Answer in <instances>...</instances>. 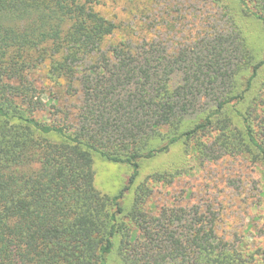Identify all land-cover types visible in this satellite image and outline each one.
Returning a JSON list of instances; mask_svg holds the SVG:
<instances>
[{
    "label": "trees",
    "instance_id": "1",
    "mask_svg": "<svg viewBox=\"0 0 264 264\" xmlns=\"http://www.w3.org/2000/svg\"><path fill=\"white\" fill-rule=\"evenodd\" d=\"M202 3L223 24L171 52L112 41L118 26L81 0H0V264H264L189 193L152 210L153 184L181 172L137 183L142 161L179 145L195 169L243 157L264 174V49L228 12L264 27V0ZM95 156L129 167L117 194L97 188Z\"/></svg>",
    "mask_w": 264,
    "mask_h": 264
},
{
    "label": "rangeland",
    "instance_id": "2",
    "mask_svg": "<svg viewBox=\"0 0 264 264\" xmlns=\"http://www.w3.org/2000/svg\"><path fill=\"white\" fill-rule=\"evenodd\" d=\"M81 1L87 2L100 15L118 26L112 41H119L133 32L135 39L147 36L161 40L171 52L198 40L206 30L211 29L214 22L216 25L223 24L222 13L225 14L224 9L204 5L202 0ZM228 7L229 15L245 32L253 53L258 56L264 49V27L242 13L236 5L230 3ZM36 76L38 81H44L42 75ZM260 86L264 88V68L256 81V87ZM45 87L49 89V86ZM238 108L244 110L245 106ZM186 151L185 146L179 145L167 155L142 161L137 183L143 182L156 170L166 169L171 174L181 172L170 184H153L152 210L171 203L180 194L185 197V193H189L191 198L187 202L204 208L210 206L215 212L220 235L237 239V243L249 251L259 249L264 253V194H261L264 174L260 168L247 158L225 157L218 162L207 163L199 170L194 167L192 152ZM94 169L97 188L110 195L118 193L130 174L126 165L111 163L97 156L94 157ZM131 193L123 200L126 209L131 203ZM254 201H259V204L253 206ZM124 220L127 222V219ZM108 264H119L114 252L109 256ZM256 264H263L260 258H256Z\"/></svg>",
    "mask_w": 264,
    "mask_h": 264
}]
</instances>
